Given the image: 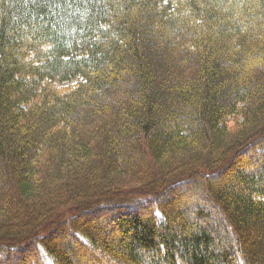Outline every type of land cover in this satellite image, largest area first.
I'll list each match as a JSON object with an SVG mask.
<instances>
[{
    "label": "trees",
    "instance_id": "obj_1",
    "mask_svg": "<svg viewBox=\"0 0 264 264\" xmlns=\"http://www.w3.org/2000/svg\"><path fill=\"white\" fill-rule=\"evenodd\" d=\"M78 248L264 264V0H0V255Z\"/></svg>",
    "mask_w": 264,
    "mask_h": 264
},
{
    "label": "rangeland",
    "instance_id": "obj_2",
    "mask_svg": "<svg viewBox=\"0 0 264 264\" xmlns=\"http://www.w3.org/2000/svg\"><path fill=\"white\" fill-rule=\"evenodd\" d=\"M236 120L237 119L231 118L229 126L234 125ZM239 157L240 158H238L237 163H233L226 170V173L224 174V176H220L221 178L218 177V178L214 179L215 183L216 182L220 183L221 181L224 180V177H228L232 167L234 168V167L238 166L240 163L245 162L247 159L252 158L250 156L248 157V153H243V155H240ZM202 190L203 189L200 188L197 184L191 183V182H189L187 184V188L186 189L184 187H180V188H178V186L175 187L173 189V191H174V193L176 191V197H175L174 203L172 204V207H170L171 212L173 213L177 206L182 205L183 199H184L183 205L186 204V203H189V205L195 203L197 205H201L204 209H206L207 206H206L205 202L207 201V199H204L206 197H204V192ZM180 199L182 200L181 201L182 203L178 202V200H180ZM185 200H186V202H185ZM180 209H183V206H181ZM139 213L141 214L142 210H140ZM76 223L77 224H82V225H85V226H90L91 228H94L93 225L90 224L92 222H89L84 216L80 217L76 221ZM103 223L105 225L104 226L105 228L103 227V225L98 227V229H99L101 234H103V232L107 230V226H108V221L105 220V222H103ZM112 235H113L114 239H117V237L119 235H118V232L116 231V229L114 230ZM54 237H57V236H54ZM58 237H59L58 239H60V241H59L60 243H62L64 245H66V244L71 245L69 243L70 239H71L72 245H73L72 248H74L75 246L77 247V242L73 241V238L70 237V235H69L67 230L66 231L65 230L64 231H60L59 234H58ZM52 240H53V238H52ZM113 246L116 248L115 244ZM62 248H64V247H61V249ZM115 248L111 249V250H115ZM79 249L80 248H78V250ZM62 250H65V249H62ZM92 250L93 249H89L88 250V249L82 248V250L81 249L79 250L80 252L77 251L76 258L74 256L72 257L73 261H75V264H99V263H101V264H123L122 261H120V260H111L106 255H104V254H102L100 252H95V255H94ZM81 252L84 255L83 257L79 256L81 254ZM34 253L35 252H32V251H29V252L25 251L24 253L15 252L14 254H11L8 258H6L1 253L0 258L3 257V259H2V260H4L3 264H22L25 259H27L31 264H39V261H41V259H39ZM49 262H51V259H49Z\"/></svg>",
    "mask_w": 264,
    "mask_h": 264
}]
</instances>
